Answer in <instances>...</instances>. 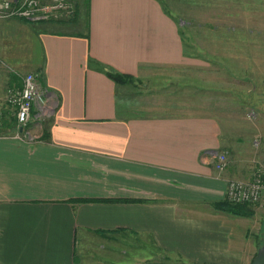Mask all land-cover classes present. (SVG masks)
Instances as JSON below:
<instances>
[{
	"label": "crops",
	"instance_id": "crops-1",
	"mask_svg": "<svg viewBox=\"0 0 264 264\" xmlns=\"http://www.w3.org/2000/svg\"><path fill=\"white\" fill-rule=\"evenodd\" d=\"M187 35L158 0L0 17V264H149L153 250L180 264L251 263L264 203L249 216L214 203L264 164V94L245 76L236 84L245 47L222 51L217 31L200 30L188 53ZM29 72L58 104L45 119L34 107V138L16 139L4 94Z\"/></svg>",
	"mask_w": 264,
	"mask_h": 264
},
{
	"label": "rangeland",
	"instance_id": "rangeland-1",
	"mask_svg": "<svg viewBox=\"0 0 264 264\" xmlns=\"http://www.w3.org/2000/svg\"><path fill=\"white\" fill-rule=\"evenodd\" d=\"M158 1L164 11L176 20L180 29L188 34L186 37L188 53L192 52V42L195 41V35L200 30L217 31L218 36L213 39V44H218L220 47L231 46V41L234 44V51L245 47L247 52L244 54L234 52L235 57L239 59L235 65L236 84L239 82V75L245 76L251 83L249 86L255 84V92L258 97L264 94V0ZM228 37V43L223 44L221 41H227ZM222 51H225L224 47H222ZM220 55H225V53L222 52ZM247 61L250 66L246 63ZM246 84L248 85L247 82ZM247 207L251 208L252 206L248 204ZM261 221L264 224V216ZM263 243L264 241L261 242V245ZM153 253L155 256L149 264H180V260L174 255L156 250H153Z\"/></svg>",
	"mask_w": 264,
	"mask_h": 264
},
{
	"label": "built area",
	"instance_id": "built-area-1",
	"mask_svg": "<svg viewBox=\"0 0 264 264\" xmlns=\"http://www.w3.org/2000/svg\"><path fill=\"white\" fill-rule=\"evenodd\" d=\"M76 0H0V17L12 16L29 21L54 20L70 17ZM5 103L15 115L16 139H33L27 130L33 116V108L38 119L54 114L58 101L50 90L40 86L38 74L29 72L24 75L20 85H11L5 92ZM0 111V126L3 122ZM257 143V142H256ZM211 162L216 169L223 170L227 164L224 151L211 153ZM225 198L233 204L264 203V164L259 165L249 180L232 179L228 182Z\"/></svg>",
	"mask_w": 264,
	"mask_h": 264
},
{
	"label": "trees",
	"instance_id": "trees-1",
	"mask_svg": "<svg viewBox=\"0 0 264 264\" xmlns=\"http://www.w3.org/2000/svg\"><path fill=\"white\" fill-rule=\"evenodd\" d=\"M100 67V65L98 64ZM100 70H104V68H100ZM106 75L114 80L116 83H128L132 80V76L130 75H125V74H120L116 72H111V71H105ZM85 200V199H81ZM248 204H233L226 199L220 200L214 203V206L222 211L234 214V215H244V216H249L253 214L252 209L247 207ZM264 241V239L262 240Z\"/></svg>",
	"mask_w": 264,
	"mask_h": 264
},
{
	"label": "water",
	"instance_id": "water-1",
	"mask_svg": "<svg viewBox=\"0 0 264 264\" xmlns=\"http://www.w3.org/2000/svg\"><path fill=\"white\" fill-rule=\"evenodd\" d=\"M250 264H264V243L258 247Z\"/></svg>",
	"mask_w": 264,
	"mask_h": 264
}]
</instances>
